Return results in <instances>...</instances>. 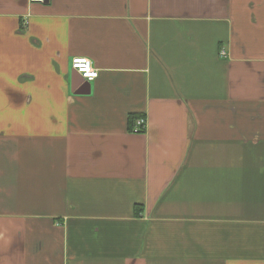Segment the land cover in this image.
Listing matches in <instances>:
<instances>
[{
  "label": "crops",
  "instance_id": "obj_1",
  "mask_svg": "<svg viewBox=\"0 0 264 264\" xmlns=\"http://www.w3.org/2000/svg\"><path fill=\"white\" fill-rule=\"evenodd\" d=\"M0 264H264V0H0Z\"/></svg>",
  "mask_w": 264,
  "mask_h": 264
},
{
  "label": "built area",
  "instance_id": "obj_2",
  "mask_svg": "<svg viewBox=\"0 0 264 264\" xmlns=\"http://www.w3.org/2000/svg\"><path fill=\"white\" fill-rule=\"evenodd\" d=\"M30 2H46V0H30ZM83 61H88L89 62L88 63V71L87 72L82 71L81 70V66H78V65H82ZM71 66L78 73H80L81 76L87 81H93L99 75L98 68H96L94 63H93V61L89 57H86V56H75V57H73L72 60H71ZM92 73H94V75ZM145 124H146L145 118H140V119L137 120L134 129L136 131H141V130L144 129Z\"/></svg>",
  "mask_w": 264,
  "mask_h": 264
},
{
  "label": "water",
  "instance_id": "obj_3",
  "mask_svg": "<svg viewBox=\"0 0 264 264\" xmlns=\"http://www.w3.org/2000/svg\"><path fill=\"white\" fill-rule=\"evenodd\" d=\"M72 84L73 89L78 93H88L90 91L88 85L89 81H85V79L78 73L76 70L72 73ZM87 85V86H86Z\"/></svg>",
  "mask_w": 264,
  "mask_h": 264
},
{
  "label": "trees",
  "instance_id": "obj_4",
  "mask_svg": "<svg viewBox=\"0 0 264 264\" xmlns=\"http://www.w3.org/2000/svg\"><path fill=\"white\" fill-rule=\"evenodd\" d=\"M145 115L144 114H130L129 118H128V123H129V129H133L134 124L136 123V121L140 118H144ZM143 205L141 204H137L135 206V214L139 215L142 211H143Z\"/></svg>",
  "mask_w": 264,
  "mask_h": 264
},
{
  "label": "clouds",
  "instance_id": "obj_5",
  "mask_svg": "<svg viewBox=\"0 0 264 264\" xmlns=\"http://www.w3.org/2000/svg\"><path fill=\"white\" fill-rule=\"evenodd\" d=\"M88 61H83L82 62V65H78V66H81V70L82 71H85V72H87L88 71ZM93 75H94V73H92Z\"/></svg>",
  "mask_w": 264,
  "mask_h": 264
}]
</instances>
